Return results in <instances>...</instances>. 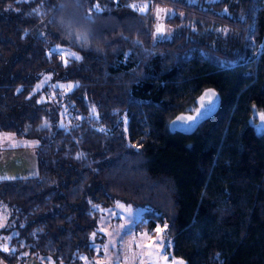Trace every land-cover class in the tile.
Listing matches in <instances>:
<instances>
[{
    "label": "trees",
    "instance_id": "1",
    "mask_svg": "<svg viewBox=\"0 0 264 264\" xmlns=\"http://www.w3.org/2000/svg\"><path fill=\"white\" fill-rule=\"evenodd\" d=\"M140 1L0 0V132L35 140L37 163L34 176L0 179L6 264H82L116 201L141 207L138 230L162 226L185 264H264V0H240L243 20L218 15L224 2L157 0L237 32L224 49L186 31L152 41ZM56 48L81 59L65 64ZM207 88L216 113L170 131Z\"/></svg>",
    "mask_w": 264,
    "mask_h": 264
},
{
    "label": "rangeland",
    "instance_id": "2",
    "mask_svg": "<svg viewBox=\"0 0 264 264\" xmlns=\"http://www.w3.org/2000/svg\"><path fill=\"white\" fill-rule=\"evenodd\" d=\"M150 0H144L135 3L137 6H151L152 21L154 18V10L149 2ZM184 4L189 5H200V4H213L224 2V6L218 12V15L225 16L229 19L243 20L244 14L239 6L240 0H178ZM166 14L162 21L166 19V25L163 26L164 31L160 34L155 33L156 39L160 37L161 39H170L174 34H180L182 31H186L187 39L190 41H198L205 43L211 49L221 48L224 49L228 44H231L237 39L238 33L223 26L216 24H210L208 26H196V21L193 19H184L182 13L176 10H165ZM164 11V12H165ZM176 16L179 23L175 26H171L169 21ZM163 17V16H162ZM157 23V21H156ZM160 24V21L158 22ZM165 23V22H164ZM158 24V25H159ZM153 25V22H152ZM58 49V48H56ZM62 51L59 56H67L69 54L65 49L59 48ZM48 77H45L38 84V88L43 86L47 81ZM67 85L60 84L59 89H69ZM255 125L257 128H263L264 124L262 122V116L259 113L255 114ZM8 135L11 139H4ZM36 144L35 140L30 139H17L14 138L12 133L1 132L0 133V147H10L23 145L29 148L34 147ZM117 202H120L125 207H130L131 212H125L120 208L116 207ZM141 211V207L138 205H133L130 203H125L122 201H116L112 206L103 207L100 209V214L97 219L96 229L93 233H96L95 238L90 235V243L93 246V254L91 257L86 258L82 256V264H164L163 261H158L155 256L149 258L147 255L149 249L147 245L152 244V242L160 238L165 242L164 247L168 248L171 244V237L166 233L163 235V227L157 226L155 231L149 230H138L135 227V221L138 218ZM105 229V231H101ZM147 234V237H143L141 234ZM107 245V249L104 246ZM141 245L142 247H138ZM169 257V262L171 260L184 261L181 258L172 256L169 252H166ZM61 264V263H60Z\"/></svg>",
    "mask_w": 264,
    "mask_h": 264
},
{
    "label": "crops",
    "instance_id": "3",
    "mask_svg": "<svg viewBox=\"0 0 264 264\" xmlns=\"http://www.w3.org/2000/svg\"><path fill=\"white\" fill-rule=\"evenodd\" d=\"M14 138L16 137L14 136ZM36 173L37 163L34 147L29 148L23 145L0 147V179L29 177ZM41 263L43 264V262ZM0 264L6 263L0 258ZM17 264H40V262L36 258L26 257L23 262Z\"/></svg>",
    "mask_w": 264,
    "mask_h": 264
},
{
    "label": "water",
    "instance_id": "4",
    "mask_svg": "<svg viewBox=\"0 0 264 264\" xmlns=\"http://www.w3.org/2000/svg\"><path fill=\"white\" fill-rule=\"evenodd\" d=\"M156 25V21H153L152 41L161 40L160 37L157 39L155 37ZM159 25L164 26L165 24L161 21ZM194 103L195 107L193 110L180 112L170 119L168 122L170 131L176 130L185 134L191 133L200 122L216 113L220 105V96L216 91L207 88L196 96ZM190 117L192 119H189Z\"/></svg>",
    "mask_w": 264,
    "mask_h": 264
},
{
    "label": "snow or ice",
    "instance_id": "5",
    "mask_svg": "<svg viewBox=\"0 0 264 264\" xmlns=\"http://www.w3.org/2000/svg\"><path fill=\"white\" fill-rule=\"evenodd\" d=\"M133 8H136L137 10L143 12L146 9V5L145 6H137V5H132ZM95 10L97 13H99L102 9L100 8V5L97 3L94 5L93 9H90V11ZM164 31L163 26L162 25H158L156 28V32L157 34H160ZM62 50L61 49H56V53L59 54ZM71 58L75 59V60H79L81 59V57H79L78 55H76L75 53H69L68 54ZM61 59L64 60V63L67 64V59H65L64 56H61ZM69 89L73 87V85H68L67 86ZM93 113H95V108H93ZM189 119H192L191 117ZM262 119H264V115H262ZM4 139H11V136L6 135L4 137ZM117 208L122 209L125 212H131V208L130 207H125L123 204H121L120 202H117L116 204ZM0 227H4L3 223H0ZM101 231H105V229H101ZM93 238H95L96 233H93ZM143 237H147V234H141ZM165 242L163 241L162 238H160L158 240V242L154 241L152 242V244L147 245L149 251L147 253V255L149 256V258L151 259V257L155 256L157 258L158 261H163L164 264H183L182 261H176V260H171V262H169V257L168 255H166L167 252V248L164 247ZM138 247H142L141 245H138ZM105 249H107V245L104 246ZM0 250H3L5 252L9 251L7 246H3L2 248H0ZM99 264V262H98ZM141 264H143V260H141Z\"/></svg>",
    "mask_w": 264,
    "mask_h": 264
},
{
    "label": "flooded vegetation",
    "instance_id": "6",
    "mask_svg": "<svg viewBox=\"0 0 264 264\" xmlns=\"http://www.w3.org/2000/svg\"><path fill=\"white\" fill-rule=\"evenodd\" d=\"M149 2L152 3L153 10H155L154 11V18H155L154 21H157V25H156V28H157L159 24L158 22L159 21L161 22L166 14L165 10H170V8H168L165 4L157 2V0H150ZM204 5H208V4H204ZM163 22H165L164 24L166 25V19Z\"/></svg>",
    "mask_w": 264,
    "mask_h": 264
}]
</instances>
